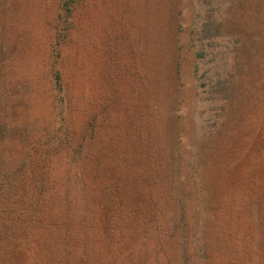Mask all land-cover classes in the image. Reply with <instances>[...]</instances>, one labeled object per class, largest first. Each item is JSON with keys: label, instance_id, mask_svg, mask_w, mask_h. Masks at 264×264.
<instances>
[{"label": "rangeland", "instance_id": "rangeland-1", "mask_svg": "<svg viewBox=\"0 0 264 264\" xmlns=\"http://www.w3.org/2000/svg\"><path fill=\"white\" fill-rule=\"evenodd\" d=\"M0 144L77 206L80 170L124 201L147 264L182 229L193 264H264V0H0Z\"/></svg>", "mask_w": 264, "mask_h": 264}, {"label": "trees", "instance_id": "trees-1", "mask_svg": "<svg viewBox=\"0 0 264 264\" xmlns=\"http://www.w3.org/2000/svg\"><path fill=\"white\" fill-rule=\"evenodd\" d=\"M57 77L60 81L59 75ZM13 158L11 166L0 169V264H110L115 261L121 264L148 263L150 253L142 242L149 240L147 224L140 221L132 224V216L123 215L122 208L126 204L124 201L115 199L105 188L98 190L92 183L86 184L85 174L81 170L76 176L85 190V186L87 187V195L89 194L82 206H77L66 195L68 187L58 188L56 183H45V169L41 170L42 182L35 181L38 180V173L30 172L24 174L32 180L28 187L20 185L24 181V175L20 171L23 169L22 161L28 156L14 155ZM174 160L170 159L168 169L172 168ZM18 196L23 199V207L24 204L27 206L23 211H18ZM155 208L159 215L162 208ZM184 220L186 219L183 218ZM183 232L182 229V241L179 243V239L174 240L171 246L165 244V241L161 246L156 239L157 256L161 258L162 264H193L195 250L191 248ZM123 236L127 240L133 237L135 243L129 242L126 245L129 247L123 248ZM169 237L168 235L166 239ZM136 241L142 243L137 258L133 256ZM102 247L115 248L116 252L113 257H102ZM202 248L206 263L200 264H213L214 259L209 258V242H204ZM95 249L97 256L93 257Z\"/></svg>", "mask_w": 264, "mask_h": 264}]
</instances>
